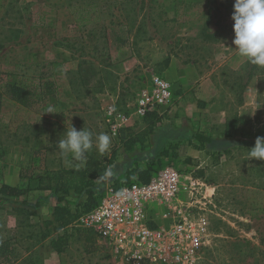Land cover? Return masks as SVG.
I'll return each instance as SVG.
<instances>
[{
    "label": "rangeland",
    "instance_id": "1",
    "mask_svg": "<svg viewBox=\"0 0 264 264\" xmlns=\"http://www.w3.org/2000/svg\"><path fill=\"white\" fill-rule=\"evenodd\" d=\"M234 0H0V83L27 82L43 94L26 108L3 99L0 106V173L15 164L24 175L83 167L56 146L71 125L118 143L103 121L110 101L126 110L155 75L173 63L210 77L208 103L220 111L218 139L193 155L176 154L182 184L179 203L186 214H203L204 245L196 264H264V160H244L257 136L264 137V67L238 54L231 19ZM168 60V61H167ZM95 75L83 82L79 66ZM8 75H13L9 77ZM51 108L57 112H45ZM44 112V113H43ZM217 115V116H218ZM239 116L231 136L224 124ZM225 119V121H224ZM139 119L136 120V122ZM195 183V189L191 187ZM11 206V205H10ZM156 221L173 219L168 206L147 204ZM13 207V206H12ZM9 204H0L4 234ZM168 212L166 218L163 217ZM14 264H39L40 218L17 214ZM72 228L69 264H135L106 243L92 245ZM32 238L25 239L27 234ZM28 251L32 259L26 257Z\"/></svg>",
    "mask_w": 264,
    "mask_h": 264
},
{
    "label": "built area",
    "instance_id": "2",
    "mask_svg": "<svg viewBox=\"0 0 264 264\" xmlns=\"http://www.w3.org/2000/svg\"><path fill=\"white\" fill-rule=\"evenodd\" d=\"M171 83L155 75L147 89L127 104L126 110L114 101L103 106V121L108 132L117 137L120 130L151 111L170 106ZM183 176L175 167L164 165L152 174L148 182L138 178L119 188L110 185L102 192L97 204L82 212L74 226L90 229L102 238L124 260L135 264H196L208 221L203 214L190 215L179 203ZM193 182L191 187L195 189ZM168 206L173 219L165 225H154L147 204ZM168 212L163 215L168 216Z\"/></svg>",
    "mask_w": 264,
    "mask_h": 264
},
{
    "label": "crops",
    "instance_id": "3",
    "mask_svg": "<svg viewBox=\"0 0 264 264\" xmlns=\"http://www.w3.org/2000/svg\"><path fill=\"white\" fill-rule=\"evenodd\" d=\"M163 77L172 86L170 106L162 108L157 112L160 119L153 126L148 122L142 121L141 118H139V121L136 122L135 120L133 122L129 127L130 129L125 131L130 132V137L137 135L139 137V140L136 139L137 141L131 149L126 150L124 145L117 139V157L111 166V171L95 180V189L97 192H103L110 185L116 188L126 180L128 172L132 169L139 168V170H146L155 161H169L177 153L181 155L183 152L187 155H193L194 152H197L201 148L197 147L200 145L195 141L194 136L196 133H201L210 140V143L206 144V147L213 146L215 141H217V130L221 127L222 121L219 122L220 111H215L209 106V94L206 96L207 89H212L210 77L206 75L201 77L195 69L178 68L174 63L163 72ZM151 112L153 113L154 111ZM141 138L143 141H140ZM20 175L21 171L17 165H4L0 173V187L2 184L13 187L23 184L24 180L21 179ZM137 177L134 174L133 178L135 179ZM22 200H25L26 204L22 205L20 203ZM1 203L9 204V211H14L10 216L12 220H9L8 227H13V232L8 230L10 235L8 234L6 236L4 234V226L0 223V242L8 239L15 254V247L18 244V240L16 239L14 231L16 220L19 217L17 214H20L16 208L20 206L30 210L32 214L28 216L29 219L40 218L43 222L45 219L52 218L56 199L55 195L48 190H35L26 196L14 198L0 194ZM73 227L75 226L71 225L62 230V232L66 231L67 233L68 244L70 243ZM76 234L78 238L91 245L96 240L105 242L90 229L76 230ZM30 238H32L30 233L25 236L26 240ZM50 239L51 237L39 241V243H43L42 252L39 254L41 259L39 264H69L68 249H65L61 253L55 252L50 246ZM26 257L32 259V254L28 251ZM12 259V264H14L15 258L13 257ZM33 261L35 264H38L35 258Z\"/></svg>",
    "mask_w": 264,
    "mask_h": 264
},
{
    "label": "trees",
    "instance_id": "4",
    "mask_svg": "<svg viewBox=\"0 0 264 264\" xmlns=\"http://www.w3.org/2000/svg\"><path fill=\"white\" fill-rule=\"evenodd\" d=\"M78 70L83 75L82 79L84 83H88L91 77L95 75V70L91 66L84 68L80 65ZM8 76L12 77L13 75ZM3 99L29 108L41 102L43 94L37 92L36 88L27 84V82L7 80L6 82L0 83V106ZM154 112L146 113L145 116L141 118L142 121L148 122L153 126L160 119L157 112ZM242 123L243 119L239 116L227 121L224 124L223 135L228 137L231 136L232 132L237 130ZM127 129L130 128L128 127L120 130L117 137L114 139H118L124 145L125 149L129 150L136 143V139L139 140V137L138 135L130 137V132H125ZM194 138L195 141L199 143L200 146H197L199 148L210 143V140L201 133H196ZM140 141H143V139L141 138ZM112 147L113 148H111L109 152L107 150L105 153L101 154L94 146L85 153L86 160L83 167L61 168L56 172H44L38 176H28L26 182L15 187L2 184L0 187V194L2 196L14 198L26 196L28 193L35 190H48L52 192V194L55 195L56 205L52 212V218L45 219L42 222L43 229L40 231L37 241H43L51 237V248L57 253L64 252L68 244V238L66 231L62 232V230L74 225V221L78 216L82 212L89 211L93 208L101 198L102 192L96 191L95 180L111 171V166L117 157L116 144ZM162 166H164L162 162L155 161L146 170H139V168L132 169L128 172L126 180L116 188H119L123 183L131 182L134 179V174L138 176L137 178L140 181L148 182L152 174ZM20 176L21 179H24L22 173ZM20 203L23 205L26 204V201L22 200ZM16 209L26 217L32 214L30 210L24 207L19 206ZM13 257L16 259V255L13 253L9 240L5 239L1 241L0 264H12ZM30 262L29 264H35L33 260Z\"/></svg>",
    "mask_w": 264,
    "mask_h": 264
},
{
    "label": "clouds",
    "instance_id": "5",
    "mask_svg": "<svg viewBox=\"0 0 264 264\" xmlns=\"http://www.w3.org/2000/svg\"><path fill=\"white\" fill-rule=\"evenodd\" d=\"M231 19L234 21L232 43L238 54L257 66L264 67V0H234ZM45 112H57L51 108ZM44 113V112H43ZM111 143L106 133L96 134L90 130H76L72 125L64 132L56 146L61 154L71 153L75 161L85 159V153L94 146L103 154ZM256 158L264 160V137L257 136L254 147L250 148L244 160Z\"/></svg>",
    "mask_w": 264,
    "mask_h": 264
}]
</instances>
